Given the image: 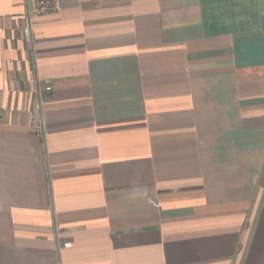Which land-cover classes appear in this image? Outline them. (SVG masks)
<instances>
[{"label": "crops", "instance_id": "1", "mask_svg": "<svg viewBox=\"0 0 264 264\" xmlns=\"http://www.w3.org/2000/svg\"><path fill=\"white\" fill-rule=\"evenodd\" d=\"M57 3L0 0V264H264V0Z\"/></svg>", "mask_w": 264, "mask_h": 264}, {"label": "built area", "instance_id": "2", "mask_svg": "<svg viewBox=\"0 0 264 264\" xmlns=\"http://www.w3.org/2000/svg\"><path fill=\"white\" fill-rule=\"evenodd\" d=\"M24 16H23V34L26 39L30 40L32 21L48 15H53L58 10L57 0H23ZM45 92L50 91V87L44 88ZM35 109L40 111L41 95L36 91Z\"/></svg>", "mask_w": 264, "mask_h": 264}]
</instances>
